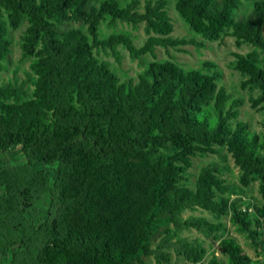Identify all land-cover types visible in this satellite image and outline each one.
<instances>
[{"label":"trees","instance_id":"trees-1","mask_svg":"<svg viewBox=\"0 0 264 264\" xmlns=\"http://www.w3.org/2000/svg\"><path fill=\"white\" fill-rule=\"evenodd\" d=\"M168 3L148 0L140 12L137 0L125 7L120 0H0V72L10 52L8 25L26 20L22 55L33 75L30 92L0 86V264H146L151 257L159 263L166 260L162 249L190 228L220 240L226 256L205 260L202 247L183 242L192 264H264L223 238L220 224L181 217L198 208L229 216L264 255V136L238 120V101L226 109L229 95L216 84L215 65L186 71L152 61L137 81H119L92 53L109 49L118 59L122 44L140 59L156 45L187 44L171 37ZM239 4L175 0L174 7L194 33L217 40L231 29L236 46L264 53V0L238 19ZM106 17L143 23L153 36L139 51L121 34L101 39ZM70 20L82 21L87 33L61 29ZM234 58L233 69L264 97L257 55ZM222 149L238 169V187L225 186L220 163L203 166L193 189L180 184L193 158ZM253 182L260 203L245 197L243 188Z\"/></svg>","mask_w":264,"mask_h":264},{"label":"rangeland","instance_id":"rangeland-1","mask_svg":"<svg viewBox=\"0 0 264 264\" xmlns=\"http://www.w3.org/2000/svg\"><path fill=\"white\" fill-rule=\"evenodd\" d=\"M132 0H120V6L125 7ZM139 2L138 11L143 12L144 3L148 0H137ZM167 14L172 24V38H182L187 41V44L179 48H164L162 46H154L153 51L147 52L140 59L132 58L126 48L120 44L116 46V55L109 49L93 48L92 53L99 61L108 63L109 68L114 71L119 81H137L138 76L147 67L149 62L168 60L177 64L183 70H199L207 71L203 67L204 62L215 65L216 72L219 77L216 80L218 87H222L229 95V100L226 103V109L233 101H238L237 106L238 120L248 125L250 133H255L261 139L264 136V97L258 88H253L251 84H247L248 76L241 75L237 70L233 69L234 54L238 53L246 56L251 53L257 55L256 65L263 68L264 53L261 49L251 44H242L236 46L235 37L231 36V29L225 30L217 40H209L199 34L194 33L184 20L175 10V0H168ZM255 0H240L239 8L235 16L239 19L248 15L253 7ZM6 17V14H4ZM28 26L26 20L13 28L8 25L10 34V52L7 59L3 62V70L0 72V86L11 85L19 87L25 92H30L32 88L33 75L29 72L30 58L22 55L23 35ZM77 29L84 34L87 33L86 25L82 21L70 20L62 24L61 29ZM264 33V29H263ZM127 36L134 48L141 50L149 37L144 30V24L133 26L128 23L110 21V17H106L99 26V35L101 39H107L113 35ZM89 39L90 36H89ZM10 102L13 99L9 100ZM159 153H164L160 151ZM211 163H220L224 168L223 178L225 186L238 187V169L234 165V161L230 154L225 149L218 150L216 155H198L192 159V166L187 169L183 175L184 179L180 181L183 187L194 188L196 178L200 169ZM245 197L260 203L261 197L259 194V183L253 182L248 187L243 188ZM235 196L232 197V199ZM182 219L195 217L203 219L206 223H212L217 226L220 224L218 233L223 235V238L233 239L246 253L251 261H260L264 255L258 251L241 232H237L235 227L230 223L229 216L215 218L214 215L197 209L193 212H186ZM179 236L173 240V245L162 249L166 260H157L153 257L146 260V264H192L183 253L182 243L187 242L189 245H199L206 254L205 260L216 256L222 261H226V256L220 251L219 241L214 240L212 236L190 228L178 234ZM159 238L156 242H159ZM180 253V254H179ZM206 262V261H205Z\"/></svg>","mask_w":264,"mask_h":264}]
</instances>
